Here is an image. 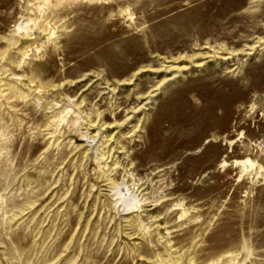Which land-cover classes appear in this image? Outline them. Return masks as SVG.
I'll list each match as a JSON object with an SVG mask.
<instances>
[{
  "label": "rangeland",
  "instance_id": "1",
  "mask_svg": "<svg viewBox=\"0 0 264 264\" xmlns=\"http://www.w3.org/2000/svg\"><path fill=\"white\" fill-rule=\"evenodd\" d=\"M261 140L264 0H0V264H264Z\"/></svg>",
  "mask_w": 264,
  "mask_h": 264
},
{
  "label": "bare ground",
  "instance_id": "2",
  "mask_svg": "<svg viewBox=\"0 0 264 264\" xmlns=\"http://www.w3.org/2000/svg\"><path fill=\"white\" fill-rule=\"evenodd\" d=\"M21 27H22V26H21ZM245 53H246V52H245ZM252 162H253V161H252ZM249 163H250V162H249ZM250 164H251V163H250ZM253 165H254V164H253ZM253 165H252V166H253ZM138 202H139V201H138ZM138 202H136V204H134L132 207H133V208H135V207H137V206L139 207ZM140 206H142V205L140 204ZM127 210H129V209H127Z\"/></svg>",
  "mask_w": 264,
  "mask_h": 264
},
{
  "label": "built area",
  "instance_id": "3",
  "mask_svg": "<svg viewBox=\"0 0 264 264\" xmlns=\"http://www.w3.org/2000/svg\"><path fill=\"white\" fill-rule=\"evenodd\" d=\"M259 148H263V149H264V140H261V141H260V146H259Z\"/></svg>",
  "mask_w": 264,
  "mask_h": 264
}]
</instances>
